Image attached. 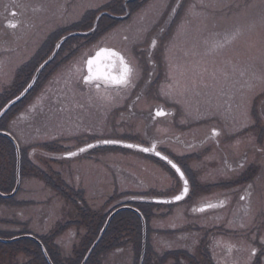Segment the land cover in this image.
<instances>
[{
  "label": "rangeland",
  "instance_id": "rangeland-1",
  "mask_svg": "<svg viewBox=\"0 0 264 264\" xmlns=\"http://www.w3.org/2000/svg\"><path fill=\"white\" fill-rule=\"evenodd\" d=\"M86 1L88 3H85ZM86 1L0 0V93L11 88L16 75L19 78L18 80H20V72L17 71L19 66L35 55L43 40L48 39L49 34L54 30H57L54 33L56 35L64 30L86 29V27L90 26L92 19L96 15V12L89 13L91 11L89 6L97 8V6H102L106 3L109 4L106 5L109 7L119 6L112 0ZM171 2L172 0H149L140 12L134 13L131 25L127 26L129 28L128 31H122L123 26L120 27L119 24H116L118 22L103 17L99 21L95 35L90 36L88 41H91L95 46L116 45L120 47L122 46L121 39L125 32L127 34L132 33L131 35L134 37L142 36L143 31L147 29L149 24L154 22L153 18L157 17L159 22L162 18V12L167 11ZM181 3L178 17L172 29L165 36L164 51L158 57L159 71L156 87L154 88L156 97L161 100L166 99L167 93L172 94L171 98L173 100L186 104V109L191 114V117L194 118L199 115L200 104H203V108H201L203 110L205 108L204 105L206 106L204 102L209 101L210 105L207 109L210 110L206 109L205 111L209 113L213 112V109L220 110L219 114L225 120L220 130L222 135L227 137L233 131L240 127L243 128L250 123L249 104L252 96L264 95V0H181ZM10 6L16 11L15 14L19 18V22L14 28H8L1 23L4 18L17 20L15 17H12L14 14L10 13L8 16L7 11L12 10ZM85 9H88L87 11L89 12L86 11L85 13ZM72 21L74 23H71ZM86 39L75 37L66 43L67 46L73 48L79 44L78 49L81 50V47L86 49L84 46L89 44L85 43ZM82 42L85 44L83 45ZM46 50H42L41 54L45 53ZM41 54L38 56V59L41 57ZM74 54L72 53L73 56ZM60 60L59 57L56 60L54 59V63L50 64L47 69L43 68V72H41L46 74L48 70L55 66L56 62L62 61ZM73 63V66L65 67L63 72L59 71L58 74L51 77L49 91H54V94L57 92L61 85L60 79L62 76L65 79L64 83L67 85H70V83L66 81L71 80L73 82L75 79L74 74L79 76L83 62L79 58H75ZM141 73L137 69L136 77L139 76L140 78ZM47 76H49V73H47ZM53 85H56V88ZM63 88L65 86H62ZM38 89H41V87ZM103 94L102 91H99V94L97 91H94L91 94L79 95L85 99L90 98L92 99L91 102H93L89 105L88 109L86 106L77 108H79V112L80 110L83 111L80 114L90 117L94 126L99 128L105 127L109 130L110 134H105L104 137L118 139L120 136L117 134V130L121 127L118 121H110L108 125H105L101 120V110H105L103 108L105 99L101 98ZM84 96H87V98ZM37 98L39 97L37 96L34 99L37 100ZM149 100V97L142 99L138 107L140 108L142 105L144 108L141 107L140 109H145L147 103H150ZM43 101L47 102L48 98L44 97ZM214 103L215 108H213ZM15 108L9 111L7 121L9 122L13 119L15 122L13 132L17 133L16 135L19 138L21 147L30 143L38 144L39 137L36 135L32 136V134L41 131L46 125L44 123H36L29 127L25 124V117L28 114L27 108L23 109L24 105L20 109L17 108L18 110ZM34 110L36 111V108ZM53 111L55 109L51 111L52 114L54 113ZM62 114L61 116L63 117L59 121V124H55L54 119H52L51 125L47 126L50 129L46 133L53 134L57 132L61 133L63 137H70L84 132V130H79L80 126L75 123V120L70 122L69 119H64L68 116H74L76 114L75 110H68L67 113L63 112ZM202 127L201 131L196 129V132L192 135L196 137L203 135L209 129L210 124ZM171 128L170 123L160 122L157 124L156 132L159 137L167 136L169 138L167 140L168 143L170 141L173 142V144H168L170 146L169 149L173 153H180L182 151V144H180L179 139L182 135L179 138V136L175 135L178 130ZM87 138H91V136H87L82 140H72L81 143ZM252 144V140H247L246 136L243 135L239 139H233L222 144L219 154L225 159L228 158L226 153L237 157L235 163H242V166H244L251 158L250 150L253 148ZM29 146L30 148L32 146L37 148L36 145ZM97 149H100V151H104L103 149L111 150L113 152L109 153L107 157L105 156L103 160L99 159L97 164H94L96 167L93 166L95 168L93 170L89 166V163L82 167L83 170H87V172L84 171L85 187H83V190L86 191L85 197L90 209L97 211L95 213H101L102 210L107 208L105 201L108 197L109 208L119 202V197L116 200V196L111 197L113 193L123 194L125 190H130L132 194H138L146 189L156 188L162 192L151 191L148 194L166 196L172 195L173 191H177L180 187L177 179L169 172L170 170H168L166 165L159 160L161 164L158 165L156 163L157 160L151 156H145L135 151L122 150L113 146H101ZM118 153L126 156H121ZM35 156L37 157L38 155L36 154ZM229 158L231 159V157ZM37 159L45 160L41 157ZM93 160L96 159L94 158ZM155 165H158V167ZM220 165L218 169L220 172L222 171L221 174H224L225 169L223 168L224 164L222 161H220ZM101 166H104L105 171L103 172L108 174V176L106 174L104 176ZM218 169H213L214 173L204 169L201 174L204 177H213ZM42 171L46 174L43 175V179L26 176L21 178V191L16 196L18 199L33 200L39 204L20 206H16L15 203V206L6 203L0 204V216H11L14 220L24 222V224L18 226V229L36 235L40 234V232H49L51 229L59 227V225L54 224V220L49 224L46 223V227L44 226L48 212L51 214L50 217L53 219L55 216L54 218L57 221H64L69 218L81 219L78 222V227H73L76 237L72 247H75V250H79L83 245V239L87 233L90 222L88 221L89 216L87 218H80L78 210L73 204L69 203L73 200L69 199L71 193L65 192L64 189V193L62 194L57 191L58 188H62L59 185L58 176L44 169ZM47 178H56L53 181L55 184H58L54 187L55 191L49 189V186L46 184ZM203 192V190L199 191V189L193 191L195 196L192 197L196 199L195 202L203 196L210 198L214 194V191L210 194L209 192L207 194ZM66 193L69 196L68 198L64 197ZM221 193L226 194V190L222 189ZM239 205H247L246 209L241 210L240 223L244 224L253 214L255 205L248 206L247 200H244ZM188 206H190L189 199L183 200L174 206L170 215L165 216L163 214L168 206L163 205L162 208H154V216L149 220L148 238L155 252H163L169 250L170 247H183L177 238L175 240L174 235L156 234L155 228L161 230L173 229L184 225L191 218ZM220 212L222 213L223 210ZM91 215L92 218L95 216ZM99 215H96L94 219L98 220ZM5 226L8 225H3L0 228V237L9 238V235L16 231L12 229L17 227L10 225L12 229L10 226L7 227L8 229H5ZM184 231L191 233L192 228L189 223L185 224ZM194 235V242L188 241L189 245H186L189 247L191 243L192 252H195L197 256L205 255L206 258H209V255L205 254L195 242L198 240L200 234L196 233ZM65 236L67 234L63 238ZM122 237L125 238V243L122 244V251L116 252L113 250L105 253L101 257L100 264H132L133 245H136V237L134 233L131 239L126 235ZM166 239L170 243H166ZM60 243L62 244L63 241ZM218 243L215 251L217 254H220L227 264H249L251 258L250 246L246 242L240 239L232 240L221 237L218 238ZM225 245L231 247L229 249H222ZM70 249L71 244H68L66 247H62L61 251L63 252L60 253L66 262H68L66 256L70 257L73 255V253L72 255H68L67 251ZM184 254L185 251L178 252L179 256ZM30 255L22 251V245L13 246V244L9 243H0V264H42L41 262L34 261ZM195 261L192 260L191 263L185 262L184 264H200L199 260ZM90 264L95 263L92 261Z\"/></svg>",
  "mask_w": 264,
  "mask_h": 264
},
{
  "label": "flooded vegetation",
  "instance_id": "flooded-vegetation-1",
  "mask_svg": "<svg viewBox=\"0 0 264 264\" xmlns=\"http://www.w3.org/2000/svg\"><path fill=\"white\" fill-rule=\"evenodd\" d=\"M83 1L85 2L86 0ZM134 1H129L127 3L128 14L125 17L116 20V22H118L116 24H119L120 27L123 26L122 31L129 30L127 26L131 25L134 13L140 12L149 0H139L138 4H130ZM85 3L88 2L86 1ZM175 3L176 0H172L170 6L167 8V11L164 13L162 12V18L159 22L157 17L153 18L154 22L149 24L147 29L143 31L142 36L134 37L131 35L132 33L127 34L125 32L122 36V46L120 47L116 45L95 46L91 41H88V38L91 36L89 34L77 36L82 39L87 38L85 43L89 44L84 46L86 49L81 47V50H79V44L74 48L67 46L66 41L60 46L54 59L56 60L59 57L62 61L60 60V63L59 61L56 62L54 64L55 66L48 70L49 76L42 81V84L36 86L37 89L33 91V95L30 97L31 99L28 98L29 100L27 99L26 103H24L23 109L27 108L28 113L25 117V124L29 127L36 123H44L46 125V127H43L41 131L32 134V136L36 135L39 137L38 144H40V146L34 143H30L29 145L45 147L42 144L51 143L53 146L52 149L47 147L34 148L32 146L29 150L30 157L40 170L44 169L52 174L55 173L60 181L63 180L77 189L85 187L84 171L87 172V170H83L82 167L89 163V166L93 170L95 169L93 168V166H95L94 164H97L99 159L103 160L105 156L107 157L109 153L113 152L105 149H103L104 151H100V149L97 148L101 146H97L74 157L65 156L69 152H72L89 142L100 139H110L109 137H104L105 134H110L107 128L94 126L90 117H86L85 114H80L83 111L80 110L79 112V108L77 107L86 106L88 109L89 105L93 102H91L92 99H88L87 96H84L87 98L85 99L79 95L91 94V92L97 91L95 83L86 84L82 80V76L87 73L85 65L86 59L93 55L94 52L102 46L114 48L124 55L127 60L131 61L136 70L138 69L142 73L140 78L139 76L136 77V75L133 77L132 83L134 86L129 88H124L122 86L111 88L104 87L102 85L100 86L99 91H102L105 94V90H107V93L112 97L111 100H105V104L103 105L104 107L102 106L105 109L101 110L100 113L103 124L108 125L110 121L117 120L119 126H121L120 129L117 130V134L120 136L118 139L125 142L137 143L144 147H153V145H155V149L157 151L168 156L181 167L189 182V192L183 200L189 199L190 206H188V209L190 211L189 216H191V218L185 224L189 223L192 228L191 233L200 234V236H198V240L195 242L198 244V247L200 245V248L209 254V260H212L214 264H227L220 254H217L215 251V247L219 244L218 238L223 237L230 238L232 240L240 239L246 242V244L250 246L251 258L249 264H264V95L260 94L256 97L255 95L252 96V100L249 104L250 123L245 125L243 128L240 127L239 129L233 131V133H230L227 137L222 135L220 130V127L224 125L225 120L221 114H219V106H217L219 111L213 109V112H209V114L205 110L209 108L210 102H204L206 103V106L204 105L205 108L202 110L201 108H203V104H200L199 115L194 118L191 117V114L186 109V104L173 100L171 98L172 94L167 93L168 96L166 99H157L154 88L156 87V80L159 71L158 57L160 53L164 51L165 36L168 34L170 29H172L174 22L178 17L179 4L175 5ZM89 7L91 8V11L89 12L87 11L88 9H85V13L86 11L89 13L96 12L97 15L101 12H107L116 15H123L126 12L123 0L121 1V5L116 7H109L105 4L97 6V8L91 6ZM15 12L16 11L13 8L12 10L7 11L8 16L10 13L14 14L12 17H15L19 22V18L16 16ZM103 17L108 18L110 16L103 14L102 18ZM8 20V18H4L1 22L2 25L5 26ZM73 21L76 22L77 20ZM73 21L71 23H74ZM92 24L93 19L90 26L81 30L85 31L89 29ZM67 31L68 30H64L62 32L65 33ZM153 40L156 41L155 46L152 44ZM82 43L83 45L85 44L84 42ZM72 53H75L74 56ZM75 58H79V60L83 62V65L80 68L79 76L74 74L75 79L73 82H71V80L66 81L67 83H70V85L64 83L65 79L62 78L63 76H59L61 77V85L59 89L55 94L54 91H49V85L52 79L51 77L58 74L59 71L63 72L65 67L73 66ZM47 73L44 76H46ZM62 86H65V88L62 89ZM39 87H41V89H38ZM53 87L56 88V85H53ZM37 90L39 91L35 93ZM37 96L39 98H37V100L34 99ZM44 97L48 98L47 102L43 101ZM147 97H149L150 103H147L145 109H140L141 107L144 108V106L141 105L139 108L138 104L142 99ZM35 108L36 111L34 110ZM213 108H215V103ZM53 109H55V111H53L54 113L52 114L51 111ZM84 109L86 108L84 107ZM68 110H75L76 114L74 116L65 117L64 119L67 118L70 122L75 120V123L80 126L79 130H84V132L70 137H63L61 133L57 132L53 134L46 133V131L50 129L47 126L51 125L52 119H54L55 124H59V121L63 117L61 114L63 112L67 113ZM158 110H162L165 115L158 116L156 114ZM160 122L170 123L172 127L171 129L175 128L178 130L175 135L179 136V138L182 135L179 139L180 144H182V151L180 153H173V151L169 149L170 146L168 144H173V142L170 141L168 143L167 140H169V138L167 136L159 137L156 132V127ZM14 123L13 119H11L8 122L7 129L13 131ZM207 124H210V127L203 135H199V137L192 135L196 132V129L201 131V128H203L202 126H206ZM213 130H215L218 135H213ZM243 135L246 136L247 140H252L253 142V148L250 150L251 158L244 166H242V163H235L237 157L230 156L227 153V159L220 156L219 153L222 144L233 139H239ZM24 136L26 137V135ZM87 136H91V138H87L81 143H77L72 140H82ZM29 145L24 147H30ZM119 148L122 150L135 151L145 156H151L157 160V162H155L158 165L161 164L160 162L165 164L168 170H170L169 172L177 179L180 185L179 189L174 194L180 191L181 183L175 170L169 163L153 154H146L140 150H134L128 147ZM93 150L96 152H90ZM36 154L39 157H36ZM118 154L124 157L126 156L121 153ZM40 157L45 160L42 161L37 159ZM229 157H231L232 160ZM94 158L96 160H93ZM220 161L224 164V174H221L222 171L220 172L218 169L221 166ZM158 165L155 166L158 167ZM204 169L213 173L215 172L213 169H218V171L213 177H204L201 174ZM101 170L105 176L106 173L103 172L105 171L104 166H101ZM106 175L108 176V174ZM228 175L229 177H227ZM195 189H199V191L203 190L204 194H207L208 192L210 194L214 191V194L210 196V198L203 196L195 202L196 199L192 197L195 196V193H193ZM222 189L226 190V194L221 193ZM244 200L248 201V206H252V204L255 205V209L247 222L241 224V210L246 209L247 205L242 206L239 204ZM205 205H212V207L205 208L201 211L200 209ZM221 210H223L222 213L220 212ZM54 217L52 219L48 213L47 219L44 223L49 224L54 220V224L59 225L60 227L73 219L69 218L64 221H57ZM195 225L198 229H195ZM73 227L76 226H66L63 231L56 234L54 241L60 252H63L61 251L62 247H66L68 244H71V249L67 251V253L72 255V253L76 251L75 247H72L76 237L75 229ZM57 229L58 228L51 229L49 232L44 231L41 232V234H47L53 231L55 232ZM65 234H67V236L63 238ZM58 237H60V240ZM62 241L63 243L61 244L60 242ZM186 242L187 243L185 244L189 245V242ZM191 245L192 244L190 243V251L193 250ZM230 247L231 246L229 245H225L222 249H229ZM50 250L55 252L56 248L54 249L51 247ZM200 257L203 258V255H200ZM201 258L199 261L204 262Z\"/></svg>",
  "mask_w": 264,
  "mask_h": 264
},
{
  "label": "trees",
  "instance_id": "trees-1",
  "mask_svg": "<svg viewBox=\"0 0 264 264\" xmlns=\"http://www.w3.org/2000/svg\"><path fill=\"white\" fill-rule=\"evenodd\" d=\"M112 1H114L115 4L120 6L122 0H112ZM138 2H139V0H136L130 4L135 5V4H138ZM105 5H109V4L106 3ZM109 19L116 21V20L111 19V18H109ZM54 33L55 32L50 33L49 38L45 39V41L43 40V43L41 44V46L39 47V49L37 50L35 55L30 57L27 61H25L23 64H21L19 66L17 71L20 72V80H18L19 78L16 75L14 82L11 84V88L6 89L4 92L0 93V108L4 105L5 102H7L9 99H11L16 94L19 93V91L22 89V87L28 82V80L32 76L37 65L51 51V49L53 48L54 42L58 39V37L63 32H61L60 34L58 33L56 35H54ZM44 49H47L46 52L41 54L42 53L41 51ZM40 54H41L42 58L39 57V59L41 58L39 60L38 56ZM53 62L54 61H51L48 65L45 66V68L47 69L49 67V65ZM42 72H43V70H42ZM42 72L40 73V75L36 81V84H35L34 88L30 91V93L23 100H21L18 104H16L12 109H14L15 107H16L15 109H17V108L20 109L22 107V105H24V103H26L27 99L33 95V91H34V89H36V86L37 85L39 86L40 84L43 83L42 81L47 78V75L43 76L45 73H42ZM12 109H10L9 111H11ZM9 111L0 119V130H6V127L8 126L7 117L9 115L8 114ZM38 145L40 146V144H38ZM42 145L45 146V147L41 146L42 148H46V147L50 148V149L53 148L51 143L42 144ZM41 147H38V148H41ZM29 150H30V147H21L20 148V153H21L20 175H21V178L26 176V177H37V178L43 179V175L45 173L42 170H40L38 168V166H36V164H34L33 160L30 157V151ZM15 168H16L15 147L8 137L0 135V192L10 193L13 190V188L15 186ZM46 180H47L46 184L49 186V189L51 191H55L56 189L54 187H56L58 184H55L53 181H55L56 178L55 179L54 178H51V179L47 178ZM59 185L62 188H58L57 191H59V193H61V194L64 193L63 189L67 193L70 192L71 193L70 197L67 195V193H66V195H64V197L65 198L69 197L70 200L73 199L69 203L73 204V206L78 210L79 217L80 218H82V217L87 218V216H89L88 221H90V222L88 224V229H87V233L85 234V238L83 239L82 247H80L79 250H76L72 256H70V257L66 256L68 262H66L65 259L60 255L61 252L57 249V245H56L54 239H55L56 234L63 231L66 226L68 227L69 225H74L77 228L79 225L78 222L81 221V219H72V220L68 221L66 224L58 227L57 231H55V232L53 231L51 233L40 234V235L35 234L37 236V238L45 246V248L49 254V257L54 264H79L81 262V260L83 259L84 255L86 254L90 245L96 239V237H97L101 227L103 226L108 214L114 208H116L122 204H130V205L138 208L142 212L144 217L146 218V221H147V240H146V250H145V256H144L143 264H177V263L184 264L185 262L191 263L192 260H194V261L198 260L194 254H192L188 251L190 249L185 244V243H187L186 241L193 242L195 240L194 234H196V233L185 234L183 232V233L173 234L175 236V240L177 238L178 242L185 249L167 250V251L163 252L162 254H158L150 248L149 238H148V234H149L148 233V230H149L148 222H149L150 218L154 216V208L158 207L157 204L152 203V202L139 201V200H134V201L130 200L129 201L127 199V196L129 194L128 192H124L123 194L122 193H120V194L113 193V195L111 197L116 196L115 200L117 199V197H119L120 198V199L118 198L119 202L117 204H115L113 207L109 208L108 207L109 197H108L107 201H106L107 208L102 210L101 213L100 212L95 213L97 211L91 210L88 203H86V201L84 200L83 193H82L81 189H75L73 186H71L69 183H66L63 180L62 181L59 180ZM19 191H21L20 187H19V190L17 191V193ZM17 193L10 198H4V197L0 196V204L6 203V204L14 205V203H15L16 206L25 205V204L26 205L34 204L33 200L16 198ZM91 214H93V216L94 215L98 216L100 214L98 217L99 219L98 220L94 219L95 216L92 218ZM21 224H24V222H22L20 220H14L13 217L11 218V216H5V215L0 216V228L3 225H8V226L11 225V226L17 227L15 229H12V227L10 226L12 230H16V231L12 232V234L9 235L10 236L9 238L16 236V235L29 233L27 231H22L21 229H18V226ZM44 225L46 226L45 223H44ZM8 226H5L4 228L8 229L7 228ZM132 232L134 233V235L136 237V241H135L136 245H133L134 248H133L132 264H138L140 251H141L142 226H141V220H140L139 216L135 212H133L132 210L119 211L118 213H116L111 218L106 230L104 231L102 237L100 238V240L97 242V244L93 248V250L90 253L85 264H90L92 261L95 264H100L101 257H102V255L104 256L105 253L113 251V250L116 252L122 251V249H123L122 244L125 243V238H123L122 236L126 235L127 237H129L131 239V237L133 236ZM136 234H137V236H136ZM0 243H3V242H0ZM8 243L13 244V246L22 245V251L26 252L27 255L31 254L30 256H32V259L34 261L41 262L42 264H47L46 259L42 253V250H41L39 244L37 242H35L34 240L25 238V239H20V240L8 242ZM166 243H170V241L168 242V239H166ZM3 244H7V243H3ZM51 247L54 249L56 248V251L52 252L50 250ZM180 251H182V252L185 251V254L182 256H179L178 252H180ZM204 253L206 254V251H204ZM68 255H71V254H68Z\"/></svg>",
  "mask_w": 264,
  "mask_h": 264
},
{
  "label": "water",
  "instance_id": "water-1",
  "mask_svg": "<svg viewBox=\"0 0 264 264\" xmlns=\"http://www.w3.org/2000/svg\"><path fill=\"white\" fill-rule=\"evenodd\" d=\"M129 1H133V0H123V5L125 6L126 8V12L123 14V15H116V14H111V13H107V12H101L99 13L95 19H94V22H93V25H92V28L86 30V31H70V32H67L66 34L62 35L54 44V47H53V50L51 51V53L49 54V56L43 60L39 65L38 67L36 68L34 74L32 75L30 81L24 86V88H22V90L16 94L14 97H12L9 101H7L5 103V105L0 109V118L13 106L15 105L16 103H18L20 100H22L25 95L31 90V88L33 87V85L35 84L41 70L53 59V57L55 56V54L57 53L58 49L60 48L61 44L70 36H74V35H87V34H90L92 33L95 29H96V26H97V23H98V20L100 18L101 15L103 14H107L113 18H116V19H119V18H123L125 17L127 14H128V9H127V3ZM181 2V0H176V4L175 5H178L179 3ZM17 25V21H13V20H9L5 25L7 27H10L12 28L11 25ZM101 48V47H100ZM106 48H109V47H106ZM111 49H114V48H111ZM99 49H97L96 51H98ZM116 50V49H114ZM96 51L95 53L92 55V56H95L96 54ZM117 51V50H116ZM91 57V56H90ZM89 58V57H88ZM110 63V60L106 57H101L100 61H99V65L101 66L102 70H106L104 69V65H107ZM86 70H87V67H86ZM111 71L113 73H118L119 72V65H118V62H117V66L113 69H111ZM87 75V74H86ZM96 83H99L100 86H104V87H119L118 85H110V84H106L103 80H99V81H96ZM0 135H4L6 137H8L14 147H15V152H16V168H15V186L13 188V190L10 192V193H2L0 192V196L1 197H4V198H8V197H12L16 191L18 190L19 188V185H20V159H21V156H20V149H19V145L16 141V139L13 137L12 134H10L9 132L7 131H3V130H0ZM105 141H116V143H105ZM88 145H93V147L97 146V145H117V146H121V147H128V145H137L138 147H128V148H131V149H134V150H140L142 151L143 153H146V154H153V155H156L162 159H164V157H167L165 156L164 154L158 152L155 150V147L153 148L152 146L151 147H144L142 145H139V144H136V143H130V142H125V141H121V140H100V141H95V142H91L81 148L85 149L84 151H86L87 149H90L88 147ZM81 148H78L77 150L75 151H72V153H75V155H72V156H69L68 154H66L65 156L66 157H74L76 155H79L81 153H83L84 151H80ZM92 148V147H91ZM144 148H149L150 150L145 152L143 151ZM157 153H159V155H157ZM165 161H169L170 159L167 157V159H164ZM172 161V160H170ZM169 163V162H168ZM173 164H175L173 161H172ZM171 165V164H170ZM177 167H179L177 164H175ZM172 166V165H171ZM180 168V167H179ZM181 170V169H180ZM176 171V170H175ZM182 171V170H181ZM178 176L180 177V174L177 172ZM181 181H182V189L181 191L177 194V195H180L182 192H183V188H184V180L186 179L185 176H183V178H181ZM187 180V179H186ZM189 187V186H188ZM175 195V196H177ZM186 195V194H185ZM184 195V197H185ZM175 196H172V197H153V198H141L142 200H148V201H152V202H155V203H175V202H178L177 200L174 199ZM183 197V198H184ZM180 201V200H179ZM122 210H132L133 212H135L139 217H140V220H141V225H142V241H141V252H140V257H139V261H138V264H142L143 263V259H144V255H145V246H146V220H145V217L143 216V214L141 213V211L134 207V206H131V205H121L117 208H115L114 210H112L102 228L100 229L96 239L94 240V242L91 244V246L89 247V249L87 250L86 254L84 255L83 259L81 260L80 264H84L88 258V256L90 255L91 251L93 250V248L95 247V245L97 244V242L99 241V239L101 238L102 234L104 233V231L106 230L111 218L119 211H122ZM23 238H30L34 241H36L42 248V251L44 253V256L48 262V264H53L43 246V244L41 243V241L36 238L35 236L31 235V234H23V235H18V236H14L12 238H1L0 237V242H4V243H8V242H12V241H16V240H19V239H23Z\"/></svg>",
  "mask_w": 264,
  "mask_h": 264
},
{
  "label": "snow or ice",
  "instance_id": "snow-or-ice-1",
  "mask_svg": "<svg viewBox=\"0 0 264 264\" xmlns=\"http://www.w3.org/2000/svg\"><path fill=\"white\" fill-rule=\"evenodd\" d=\"M12 27H15V25H11ZM153 46H155L156 41L153 40L152 42ZM106 57L110 60V63L107 65H104V69L102 70L101 66L99 65V61L101 57ZM117 62L119 65V72L113 73L111 69L115 68L117 66ZM85 65L87 67V75L82 76V80L86 84H93L96 81L103 80L106 84L110 85H118L122 86L124 88H129L134 86L132 81L133 77L136 75V68L131 63V61L127 60L124 55H122L119 51H116L111 48L101 47L98 51H96L95 56H91L87 58ZM95 87L97 90V93L99 94L100 90V84L95 83ZM102 99L105 100H111L112 97L107 93V90H105V94L101 96ZM158 116L165 115V113L162 110H158L156 113ZM213 135H218V133L213 130ZM105 143H116V141H105ZM89 148L93 147V145H88ZM128 147H138L137 145H128ZM155 145H153V148ZM85 149L81 148L80 151H84ZM149 148H144L143 151L147 152L149 151ZM69 156L75 155V153L69 152ZM159 155V153H157ZM164 159H167V157H164ZM169 164L172 165V167L180 174V177L183 178L184 173L180 170L179 167H177L175 164L172 163V161H168ZM188 192V181L184 180V188L183 192L180 195H177L174 197L175 200L179 201L183 199L184 195ZM212 207V205H205L200 210L203 211L205 208ZM254 251V250H253Z\"/></svg>",
  "mask_w": 264,
  "mask_h": 264
}]
</instances>
